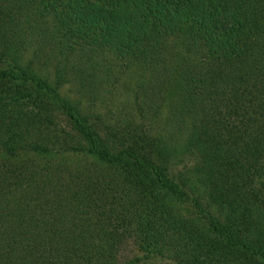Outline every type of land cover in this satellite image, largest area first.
<instances>
[{"label":"trees","instance_id":"trees-1","mask_svg":"<svg viewBox=\"0 0 264 264\" xmlns=\"http://www.w3.org/2000/svg\"><path fill=\"white\" fill-rule=\"evenodd\" d=\"M164 260L264 264V0H0V264Z\"/></svg>","mask_w":264,"mask_h":264},{"label":"rangeland","instance_id":"rangeland-1","mask_svg":"<svg viewBox=\"0 0 264 264\" xmlns=\"http://www.w3.org/2000/svg\"><path fill=\"white\" fill-rule=\"evenodd\" d=\"M187 161H188V160H187ZM188 162H189L190 164H191V163L194 164V163L197 162V159H196L195 156H190ZM198 162H199V158H198ZM184 163H185V162H183V163H181V164L184 165ZM180 167H181V165H180ZM178 170H179V166L176 165V166H175V170H174L173 173L177 174V173H178V172H177ZM171 177H172L173 179L177 180V181L180 180V179L176 178L177 175H173V174H171ZM162 264H172V262L169 261V260H166V261L164 260V261L162 262Z\"/></svg>","mask_w":264,"mask_h":264}]
</instances>
